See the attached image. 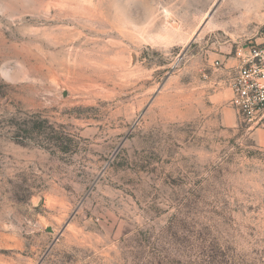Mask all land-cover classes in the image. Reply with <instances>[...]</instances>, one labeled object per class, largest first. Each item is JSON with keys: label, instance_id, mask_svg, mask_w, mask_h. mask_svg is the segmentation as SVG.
I'll return each mask as SVG.
<instances>
[{"label": "rangeland", "instance_id": "1", "mask_svg": "<svg viewBox=\"0 0 264 264\" xmlns=\"http://www.w3.org/2000/svg\"><path fill=\"white\" fill-rule=\"evenodd\" d=\"M263 41L264 0H0V264H264L210 80Z\"/></svg>", "mask_w": 264, "mask_h": 264}, {"label": "built area", "instance_id": "2", "mask_svg": "<svg viewBox=\"0 0 264 264\" xmlns=\"http://www.w3.org/2000/svg\"><path fill=\"white\" fill-rule=\"evenodd\" d=\"M234 57L239 66L230 69L228 78L233 94L231 105L242 127L250 131L264 130V41L238 46ZM214 65L215 69L221 68L219 61Z\"/></svg>", "mask_w": 264, "mask_h": 264}, {"label": "crops", "instance_id": "3", "mask_svg": "<svg viewBox=\"0 0 264 264\" xmlns=\"http://www.w3.org/2000/svg\"><path fill=\"white\" fill-rule=\"evenodd\" d=\"M216 61L221 63L220 69H214L212 78L210 79L215 90L211 95L213 107L220 111V122L223 127L235 129L238 127V116L235 109L231 105L233 97L231 89L228 87V78L230 69H236L239 66L238 60L234 56H217ZM256 138L260 145L264 146V132L256 131Z\"/></svg>", "mask_w": 264, "mask_h": 264}]
</instances>
